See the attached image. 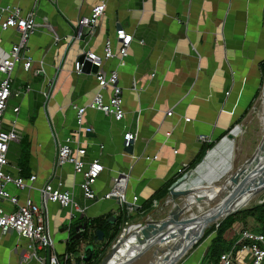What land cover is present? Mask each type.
<instances>
[{
	"label": "crops",
	"instance_id": "crops-1",
	"mask_svg": "<svg viewBox=\"0 0 264 264\" xmlns=\"http://www.w3.org/2000/svg\"><path fill=\"white\" fill-rule=\"evenodd\" d=\"M102 2L105 9L95 26H83L80 38H73L78 19ZM6 5L19 7L22 15L34 14L36 21V28L21 52L32 57V65L28 70L21 63L15 65L12 87L20 94L8 99L2 119L3 127L9 128L16 116L20 139L24 136L30 144L29 170L23 176L21 165L15 161L20 139L11 143L7 169L25 178L36 174V187L45 181L61 180L64 188L73 191L77 202L88 206L84 213L75 212L70 217V210L48 202L49 230L54 250L60 256L65 253L71 224L77 217L83 214L91 218L122 207L116 198L84 199L78 187L82 175L75 173L70 164H56L51 131L58 140L70 135L75 127V112L69 108L70 103L88 104L96 89L92 74L77 75L72 71L82 52L90 49L102 53L107 38H111L115 49L114 33L119 27L133 35L123 65L118 66L116 58L103 64L107 74L114 68L118 70L117 83L123 88V118L114 120L87 108L84 123L92 126L93 131H80L79 136L86 146L85 158L99 157L104 165L94 185L97 195L109 190L116 172L129 170L126 195L128 199L137 195L139 206L158 191L169 188L180 169H192L191 180L203 174L211 160L220 157L228 137L216 138L241 124L239 117L262 78L264 0H0V6ZM18 38L17 31L0 27L2 50H9ZM41 62L43 71L37 72ZM46 78H53L55 88L45 111L41 91ZM109 95L108 88L104 99ZM170 109L173 113L167 116ZM126 131H136L137 138L132 152L123 154ZM201 135L210 140L200 141ZM211 142L212 146L197 161L204 144ZM99 144L103 145L102 152ZM129 154L140 158L132 161ZM143 155L158 157L147 161ZM8 189L18 195L20 202L28 194L39 202L36 190L28 193L11 185ZM0 206L7 211L16 208L5 200L0 201ZM147 212L131 214L145 216ZM236 225L242 226L236 223L233 232ZM236 234L237 231L234 238ZM28 253L26 240L15 231L0 232V264H42L35 257L23 261ZM198 254L197 250L191 251L176 264H198ZM235 260L236 264H251L246 251L238 252Z\"/></svg>",
	"mask_w": 264,
	"mask_h": 264
},
{
	"label": "built area",
	"instance_id": "built-area-1",
	"mask_svg": "<svg viewBox=\"0 0 264 264\" xmlns=\"http://www.w3.org/2000/svg\"><path fill=\"white\" fill-rule=\"evenodd\" d=\"M104 9L105 3L102 2L93 6L88 15L80 17L76 23L77 31L73 38H80L83 26L93 28L98 18L103 14ZM0 27L2 30L11 28L17 31L19 35L18 41L12 44L9 50L4 51L0 48V201L5 200L12 205H16V208L12 211H7L0 206V232L4 234L7 231L13 230L18 237L26 240L29 255H24L23 261L27 260V258L35 257L42 264H75L74 257L71 253L65 252L60 256L54 250L53 239L49 230L47 204L48 202H55L61 207L67 208L70 210V217L75 215V212L84 213L88 206L85 204L81 205L77 202L73 191L64 188L61 180L45 181L41 186L36 187L34 185L37 179L36 174H31L28 178H25L19 174H13L7 169L10 166L8 158L10 144L20 139L21 131L16 127V116L11 119L9 128L3 127L2 119L8 99L11 96L20 94L18 90L12 87L11 74L15 65L21 63L25 70H28L32 65V57L21 55V52L26 48L28 38L36 28L35 16L32 13L22 15L20 8L17 6H0ZM114 36L116 38L115 49L112 47L111 38H107L104 42L102 53L87 49L74 61L72 71L77 75L92 74L96 80V89L88 104L78 105L74 102L70 103L69 108L75 112V127L73 132L64 139L58 140L57 135H54L51 131V139L54 146H56V164L59 166L70 164L75 173L82 175L78 187L84 199L97 201L99 199L116 198L119 204L126 208L127 213L131 214L137 211L139 205L137 203V195H133L131 199H128L126 195L127 183L130 177L129 170L116 172L111 178L109 190L105 194L98 196L94 185L104 170V165L99 157L90 160L85 158L87 152L86 146L79 136L80 131L86 133L93 131L92 126L85 125L84 123V112L87 108L101 111L114 120L122 119L125 114L122 95L123 88L117 83L118 70L114 68L107 74L103 69V64L110 58H116L118 66L123 65L124 58L128 55V49L133 40V35L124 28L119 27L115 30ZM86 61L95 65L97 70L95 72H85ZM36 71H43L42 62L40 68L36 69ZM46 79L45 87L41 91L44 97L42 107L45 111L48 108H46L48 106V100L52 96L55 88V84L52 83L53 78ZM47 85L48 88L46 90ZM108 88L110 89V95L105 100L104 91ZM133 88L135 87L133 86ZM13 111L16 113L18 106L14 107ZM172 113L173 111L170 109L167 110L166 115L170 116ZM188 119L185 118V120ZM236 126L238 124L229 131L232 132ZM166 135L169 136L170 131ZM136 138V131L124 132L123 148L129 146L130 142H133ZM199 140L202 142L209 141L210 137L201 135L199 136ZM102 149L103 145L99 144L100 152H102ZM126 153V151L123 152V154ZM157 157V155L142 156L147 161L157 159ZM130 158L132 161H136L140 156L131 154ZM131 167L132 163L129 164L128 169H131ZM191 172L192 169L186 171L180 169L179 173L181 175L171 184L169 190L174 189ZM9 185L21 191L26 190L28 193L31 190H36L39 202H35L30 194L20 202L18 195L9 191ZM153 205L158 206V201L154 200ZM126 224L129 223L125 222ZM66 231H69V226H67ZM233 241L232 248L221 254L220 264H233L236 261V254L244 251L250 254L251 264H263L264 235L262 233L253 232L241 227L237 231L236 238ZM38 250L42 251V253L39 254Z\"/></svg>",
	"mask_w": 264,
	"mask_h": 264
},
{
	"label": "trees",
	"instance_id": "trees-1",
	"mask_svg": "<svg viewBox=\"0 0 264 264\" xmlns=\"http://www.w3.org/2000/svg\"><path fill=\"white\" fill-rule=\"evenodd\" d=\"M261 73L262 78L260 80L259 86L252 95V98L243 111L242 115L239 117V121L247 114L248 110L253 104L254 99L259 94V89L264 78V62L261 65ZM228 131L229 130H227L225 133H222L220 137H217L216 139H220ZM24 138L25 137L23 136L19 141L18 149L20 152L15 150V154L17 156L15 161L21 165V170H23L21 174L26 176L29 170L27 163L30 158V144L29 141ZM230 140L231 139L227 138L223 147ZM212 144L213 142L204 144L202 153L197 161L202 158L206 150L210 148ZM11 146H13V144H10L9 151L12 149ZM193 166L194 165L190 167L192 168ZM179 175L181 174L179 173L178 176ZM189 175H187L183 181L177 184L174 189L182 186L189 178ZM175 180H173L171 183H173ZM188 182H190V179L187 181V183ZM170 184L168 185L169 187L171 186ZM168 191V187L158 191L154 197L141 204L136 212L144 214L150 208H152L154 200H163L167 196ZM261 200L262 201L257 202L252 206L241 208L238 211L227 215L219 222L217 226L215 223H212L211 226L204 231L202 237L197 243L194 244L193 250H191L192 252L197 250L199 253L198 256H200V260L198 264H220L221 254L232 248L234 242L233 229L236 223H240L242 227L248 230L262 233L264 235V199L262 198ZM133 217L135 216L128 214L125 207L120 206H117L114 211L108 210L106 213L99 214L91 218L77 217L71 224L70 232L66 241L65 252L71 253L75 257V261H77L80 259L81 255L84 254V252L85 255L89 253V249H85V246L93 245L94 253L92 257L85 262V264H98L104 257L107 249L110 248L113 242H115L118 234L122 230V227L125 226V222L131 223ZM83 222L86 223L85 228L80 231V236L78 238H74L76 235L75 227ZM96 230L103 231V239L101 241H97V235L95 234ZM201 246L202 248L200 249ZM233 264H236V262Z\"/></svg>",
	"mask_w": 264,
	"mask_h": 264
},
{
	"label": "bare ground",
	"instance_id": "bare-ground-1",
	"mask_svg": "<svg viewBox=\"0 0 264 264\" xmlns=\"http://www.w3.org/2000/svg\"><path fill=\"white\" fill-rule=\"evenodd\" d=\"M259 109L257 112L258 119L261 122L262 126V132L264 133V92L262 95V99L259 104ZM240 125L236 126L233 131L239 127ZM225 138V137H224ZM233 138H228L231 139L229 142H227L226 149L221 153L220 157H225L228 155L232 160L231 166L233 164V159H234V148L235 144L233 141ZM228 144H230L228 146ZM228 146V147H227ZM261 159H264V157H260ZM229 161V160H228ZM253 169V165H250L247 170ZM193 172L190 173V175ZM190 177V176H189ZM256 177V182L258 183L259 181L264 180V170L263 172H259L255 174ZM210 180L207 181V183H202L200 177H195L190 180V182L187 183L189 178L184 182L187 183L188 187L184 191H176V196L178 197L177 199L172 196H169L167 198V202H172L173 206V211L178 210L181 219L183 218H188L189 221L183 222L179 225V222H176L175 220L169 221L164 227L161 229H156L154 228H149L146 231V234H141V240H139L136 237L137 228L134 225H132L130 228V236H128L126 243L127 245H133V244H140L142 246H152L156 245L158 248H163L164 250L160 252H156L153 250V257L150 260L149 264H165L166 262L170 261L175 255L179 254L180 252L184 251L185 249L190 250V245L188 244V241L192 239V237H196L197 234L204 233L205 228L208 227L210 224L213 223L211 220L210 216L213 215L214 213H221L220 215H224L226 211L230 210L232 207H244L248 205L256 196L257 194L252 193L253 189L243 193L237 198H233L229 201H224L223 203H220L221 198H224L223 193L218 194L212 186L206 187L209 183L212 184L211 178H208ZM256 183V184H257ZM259 184V183H258ZM257 184V185H258ZM259 186V185H258ZM186 193V194H184ZM260 193V192H259ZM186 196V197H185ZM176 200V201H175ZM216 202L219 204V207L213 208V206H210L211 203ZM182 208V206H184ZM212 208V209H211ZM188 214H185V212H189ZM185 214V215H184ZM167 228V229H166ZM155 230V231H154ZM167 233L171 231L170 233H167L165 235L164 239H158L153 235V232H156L158 234L159 232H164ZM151 236H154L152 239L153 241L149 240ZM188 244V245H187ZM127 246L122 245L119 247V253L116 254L114 257H111L109 262L107 264H121L122 260L125 259V257L129 256L130 254H133L137 250L132 248V249H127ZM149 253V252H148ZM146 254V253H145ZM121 262V263H120Z\"/></svg>",
	"mask_w": 264,
	"mask_h": 264
},
{
	"label": "water",
	"instance_id": "water-1",
	"mask_svg": "<svg viewBox=\"0 0 264 264\" xmlns=\"http://www.w3.org/2000/svg\"><path fill=\"white\" fill-rule=\"evenodd\" d=\"M84 70H85V72H89V71L95 72L97 70V67L95 65L91 64L89 61H86ZM225 135L228 138L233 137V133L231 131H228ZM132 144H133V142L131 141L130 145L127 147H124L123 150L126 151L127 153H131L133 150ZM261 156L264 157V133L262 134V137H261L258 145L256 146L255 150L253 151V153L249 157H247L234 170H231L227 174H225L221 178V180H219L220 182L217 181L216 183H212V184L209 183L208 185H206V187L212 186V188H214L216 190V192H218V194L223 193L222 195H224V198H221L220 203H223L224 201L230 202L231 199L239 197L243 193L253 189V187H254V189H253L252 193H254V194H257V193L263 191L264 190V180L259 181L258 182L259 184H258L256 182V177H255L256 173L263 172V170H264V159H261L260 158ZM250 165H253V169L247 170V168ZM184 194H186V193H184ZM172 195L176 196V191L174 189H170L168 194H167V196H172ZM164 199L161 201H158V204H160L162 201H164ZM166 203H167V200H166ZM153 207H156V206L153 205ZM183 207H185V205L182 206V208ZM217 207H219V204L215 203L213 205V208H217ZM180 209H177V211L174 212L173 206H172V209L169 211V213L164 218H161V219L152 218L151 212H148V213H146L145 216H142L139 221L126 224L122 228L121 233L118 235L115 242L110 246L109 250L105 253L104 257L102 258V260L98 264H107L111 257H114L116 254L119 253V247L122 245L127 246L126 247L127 249L134 248L137 251L134 252L133 254H130L129 256L125 257V259L121 261L122 263L120 262L121 264H131L134 260H136L139 256H141L146 250H148L151 247H153L156 252H160V251L164 250L163 248L156 247V245L152 246V243H151V246H148V247L142 246L140 244H133V245L128 246L126 243V240H127L128 236H130V234H132V233H130L129 227H131L132 225H134L135 227L140 226L139 228H137L138 233H136V237L139 240H141V234H146V231L149 228L152 229L155 227L156 229H159V228L161 229L169 221H172V220L179 222V225L181 223L183 224V222H185V221H189L188 218H183V219H181V217L179 218L181 213L179 214L178 210L180 211ZM239 209H241V208L240 207H236V208L232 207L230 210L226 211L224 215H220L221 213H214L213 215L210 216V218L213 221V223H215L217 226L223 218H225L227 215H229L231 213L238 211ZM80 217H83V214H81ZM85 226H86V223L83 222L80 225L75 227L76 235L74 236V238H78L80 236V231L83 230L85 228ZM170 232L171 231H169L167 233H170ZM167 233H165V231L159 232L158 234H156V232H153V235L158 239H164L165 235ZM95 234L97 235V241H101L103 239V231L96 230ZM203 234L204 233L199 232V234H197L196 237H192V239H190L188 241V244H191L190 245L191 248L193 247V245L195 243L198 242V240L202 237ZM154 236H151V238H149V240H151V242L153 241L152 238ZM86 248L89 249V253L87 255H85V252H84V254H82L80 259L77 260L75 264H85V262L88 261L92 257V255L94 253L93 245L85 246V249ZM188 251H187V249H185L184 251L175 255L170 261L166 262L165 264H176Z\"/></svg>",
	"mask_w": 264,
	"mask_h": 264
},
{
	"label": "rangeland",
	"instance_id": "rangeland-1",
	"mask_svg": "<svg viewBox=\"0 0 264 264\" xmlns=\"http://www.w3.org/2000/svg\"><path fill=\"white\" fill-rule=\"evenodd\" d=\"M263 92H264V80H263V83L259 89V94L254 99L251 108L248 110L247 114L241 119L240 126L237 127L232 132L233 137H234L233 141H235L234 142V144H235L234 159H233L232 166H231L232 160L229 156V153L225 157H216L215 159L211 160V162H209L208 168L205 169L204 173L198 176L201 179H203V180H201L202 183H207V181L210 180L208 178H211V180L213 181L214 179L219 178L221 175H225L229 171L234 170L239 164H241L247 157H249L253 153V151L255 150L256 146L258 145V143L262 137V134H263L261 122L258 119V115H257L258 109L260 107L259 104H260V101L262 99ZM229 145L230 144H228V146ZM225 149H226V146H224L221 150L224 151ZM221 153H220V156H221ZM187 185L188 184L185 183L182 186H180L179 188H177L176 190L179 192L184 191L188 187ZM173 197L176 199L178 198L175 195ZM263 197H264V190L261 191L260 193H258L257 196L248 205H246L242 208L252 206L253 204L259 202ZM215 203L216 202L211 203L210 206H213ZM153 209H155V210L153 212H151L152 218H154V219L164 218L169 213V211L172 209V202L166 203V199H165L156 208H153V204H152V208H150L148 210V212L153 210ZM188 213H190V211L186 212L185 214H188ZM141 217L142 216L133 217L131 223L139 221L141 219ZM210 226H211V224L209 225V227ZM209 227H206L205 230ZM241 227L242 226L237 227V225H236V229L234 230V232L238 231ZM234 232H233V234H234ZM120 233H121V231H120ZM108 250H109V248L107 249V251ZM153 250H154L153 247L149 248L141 256H139L136 260H134L131 264H149L150 260L153 257V254H152ZM191 250H193V247L187 252L186 255H188L189 252H191ZM186 255H184L182 258H184Z\"/></svg>",
	"mask_w": 264,
	"mask_h": 264
}]
</instances>
